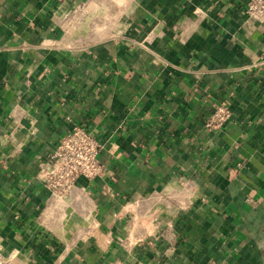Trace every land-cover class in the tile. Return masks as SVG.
Returning <instances> with one entry per match:
<instances>
[{
	"label": "crops",
	"instance_id": "obj_1",
	"mask_svg": "<svg viewBox=\"0 0 264 264\" xmlns=\"http://www.w3.org/2000/svg\"><path fill=\"white\" fill-rule=\"evenodd\" d=\"M248 1L0 0V264H264ZM74 125L106 172L56 198L38 161Z\"/></svg>",
	"mask_w": 264,
	"mask_h": 264
},
{
	"label": "built area",
	"instance_id": "obj_2",
	"mask_svg": "<svg viewBox=\"0 0 264 264\" xmlns=\"http://www.w3.org/2000/svg\"><path fill=\"white\" fill-rule=\"evenodd\" d=\"M248 21L264 25V0H249L245 9ZM230 105H218L205 120L209 132L222 130L233 117ZM101 143L92 131L74 125L60 138L55 150L38 161L37 179L44 183L50 195H69L80 178L96 179L105 174L100 161Z\"/></svg>",
	"mask_w": 264,
	"mask_h": 264
}]
</instances>
